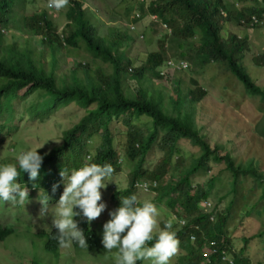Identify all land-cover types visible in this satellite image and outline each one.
<instances>
[{
    "label": "trees",
    "instance_id": "1",
    "mask_svg": "<svg viewBox=\"0 0 264 264\" xmlns=\"http://www.w3.org/2000/svg\"><path fill=\"white\" fill-rule=\"evenodd\" d=\"M138 1V16L132 21L141 19L147 11L151 22L162 28L165 26L166 32L195 38L204 63L223 65L241 83L247 95L259 96L264 102V87L256 83L243 63L249 49L248 34L238 37L228 32L229 24L245 27V30L249 28L253 15L264 20V0H251L250 5L241 8L229 0ZM30 2L0 0V135H11L18 130L12 126L17 114L16 101L33 98L27 110L41 117L73 103L85 108L84 114L62 132L61 142L44 156L39 186L49 189L58 184L61 167L69 170L80 167L84 163V153L93 156L91 162L111 163L114 173L122 169L121 158L126 159L132 163L128 182L124 189L111 194L114 205H119L118 195L137 193L138 182H149L156 199L184 220L177 231V246L185 250L182 264H264V257L254 260L247 251L249 241L256 238L253 242L263 256L260 243L264 242L258 240L263 238L264 231L252 236L243 234L238 245L229 233L228 216L224 212L202 210V203L209 200L216 177L203 184H193L192 180L195 173L209 172L213 162L223 163L233 186L240 177L250 176L261 186L264 197V171L255 158L239 161L226 143L212 145L202 133L195 111L208 93L195 78L190 79V85L178 79L173 93L165 91L163 85H155L154 79L163 78L161 69L171 59L165 37L157 48L147 50L140 65L135 67L126 50L123 28L114 27L111 35H101L93 12L88 6L83 7V0H69L61 30L46 10L30 11ZM3 30H9L12 38ZM27 34L44 44L43 48H37L33 39L18 41L17 37L23 40ZM68 58L72 61L70 65H66ZM254 60L257 66H263L264 57ZM174 70L180 72L186 68ZM120 116H124L128 124L122 157L115 147L110 127ZM142 116L147 122H137ZM254 130L264 138V114L257 120ZM98 134L101 142L91 152L90 143ZM182 139L199 149L188 164H182L180 157L173 161ZM155 145L162 150L163 156L150 169L145 162ZM17 181L36 190L28 182L27 173L18 176ZM80 229L88 238L89 247L81 249L73 244L74 251L85 256L88 252L99 253L103 249L101 234L88 222ZM53 231L55 229L51 228L31 234V247L19 249L17 254L29 255L25 259L27 264H50L51 257L56 263L62 251L53 238ZM15 233L12 224H0V243Z\"/></svg>",
    "mask_w": 264,
    "mask_h": 264
},
{
    "label": "rangeland",
    "instance_id": "2",
    "mask_svg": "<svg viewBox=\"0 0 264 264\" xmlns=\"http://www.w3.org/2000/svg\"><path fill=\"white\" fill-rule=\"evenodd\" d=\"M31 1L29 3L30 11L46 10L57 24L58 29L63 28L68 5L60 10H50L44 7L46 0ZM229 1L234 3L237 8L250 5L252 2L251 0ZM138 2V0H83V7L88 6V9L93 12L94 23L101 35H111L110 32L114 27L123 28L121 32L126 35V50L133 59L135 67L140 65L141 57L146 51L157 48L161 39L165 37V45L168 48L171 63L178 65L179 63L175 61L181 59L180 61L186 62L188 67L186 70L178 72L172 67L164 66L161 69L163 78L154 79L155 85H163L166 88L165 91L173 93L178 79H181L184 85H190V79L195 78L208 93L196 105L195 111V119L202 133L212 145L226 143L231 150H234L236 159L239 161L255 158L264 171V138L254 130L257 120L264 114V102L259 96L247 95L241 83L223 65L204 63L199 43L195 38L178 37L166 32L165 26L162 28L161 25L151 22L152 17L147 11L143 16L141 15V19L132 21L134 17L138 16ZM244 28L229 24L228 32L236 33L238 37L248 34L249 49L246 51L243 63L256 83L264 87V64L257 66L254 60L257 57H264V22L257 26L251 25L246 30ZM3 31L8 38H12L9 30ZM12 33L20 36L17 32ZM17 39L19 42H24L25 39H33V37L27 34L23 40L18 37ZM32 43L37 48L44 46L37 38H34ZM81 54L84 55L85 52ZM46 59L48 60V58ZM66 63V65H70L71 59L68 58ZM32 99L26 98L15 102L17 114L12 120V126L18 127V130L11 135H0V163L14 162L13 157L17 152L27 147H40L44 143L37 151L47 153L54 145L61 142L62 132L72 126L85 112L83 106L73 103L54 109L50 116L32 115L27 110L30 108L28 104ZM147 120L145 116H142L137 122L145 123ZM110 127L113 130L115 147L120 151L122 157L128 124L124 120V116H120L114 119ZM93 139L94 141L90 143L91 152L94 151L93 147L101 142L99 134L95 135ZM178 150L179 153L174 154L173 161L176 162L180 157L182 164H188L192 155L196 154L199 149L189 140L182 139L178 143ZM87 156V153L83 154L84 162ZM162 156V150L155 145L148 154L145 166L153 168ZM121 165V171L112 176L116 184L109 182L107 187L101 190L102 201L106 204L105 210L90 223V226L100 234L102 224L109 219V210L116 208L111 194L117 190V186L118 190L124 189L128 182L132 163L121 158ZM212 177H216V179L210 191L208 203L206 205L202 203V210L224 212L228 216L229 233L238 245H240L243 234L252 236L257 232L264 231V197L261 196L262 188L257 181L250 176H243L233 186L232 177L224 168V164L213 162L209 172L193 174V184L207 183ZM57 185L55 192L52 191V187L45 189L51 197L48 212L45 215H39L41 205L36 199L38 189L34 191L29 189V201L26 200L22 204L0 201V224H12L16 229L15 235H11L12 237L7 241L0 243V264H27L25 259L30 256L18 255L17 250L31 247L29 242L31 234L51 229V214L54 211V204L63 190L62 184ZM155 193V191H144L142 188H138L136 194L138 199H151L156 204L163 205L167 211L174 213L165 203L156 199ZM75 219L78 220L79 228L86 222L82 217ZM160 226H162V221ZM254 239L256 238H252L247 245L248 254L254 260L263 259L264 244L260 243L263 250L262 256V252L257 251ZM261 240L264 242V234L263 238H259L258 241ZM61 251L59 260L54 263V258L51 257L50 264H112L111 252L104 249L99 253L88 252L86 256L75 252L72 247L61 248ZM184 253L185 250L177 246V251L170 258L169 264H182Z\"/></svg>",
    "mask_w": 264,
    "mask_h": 264
},
{
    "label": "clouds",
    "instance_id": "3",
    "mask_svg": "<svg viewBox=\"0 0 264 264\" xmlns=\"http://www.w3.org/2000/svg\"><path fill=\"white\" fill-rule=\"evenodd\" d=\"M68 3L69 0H46L44 7L60 10ZM40 147H27L15 154L14 162L0 163V201L17 204L29 201V187L17 181L18 176L27 173L31 187L38 189L39 215H45L51 197L38 183L47 155L37 151ZM91 161L93 156L89 155L80 167L71 170L61 167L59 171L58 184L63 185V190L55 201L50 225L55 229L53 238L58 247L68 248L75 244L81 249L88 248V238L75 218L82 217L90 224L106 208L101 190L114 182V168L111 163ZM57 186H52L53 192ZM137 187L148 190L144 182H138ZM118 199L119 205L109 210V219L102 224L100 240L103 249L111 252L112 264H169L177 251V231L184 220L151 199H138L136 193L118 195Z\"/></svg>",
    "mask_w": 264,
    "mask_h": 264
},
{
    "label": "built area",
    "instance_id": "4",
    "mask_svg": "<svg viewBox=\"0 0 264 264\" xmlns=\"http://www.w3.org/2000/svg\"><path fill=\"white\" fill-rule=\"evenodd\" d=\"M149 1L150 0H145V2H147V3H149ZM251 22H252V25H254V23H258V22L261 23V22H264V20H259L256 16L253 15ZM178 63H179L178 65H175L174 63H171V60H169L167 66L172 67L173 69L177 68V67H183V68H187L188 67V64L186 62H184V61H179ZM144 183H147L148 190H150L151 184L149 182H147V181H145ZM153 185H155V183H153ZM203 203H204V205H206L208 203V201H205ZM191 238L194 239V236H192ZM224 259H225V257H224Z\"/></svg>",
    "mask_w": 264,
    "mask_h": 264
}]
</instances>
